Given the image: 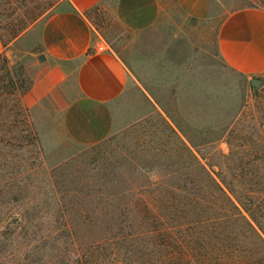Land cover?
Segmentation results:
<instances>
[{"label": "rangeland", "instance_id": "374dc122", "mask_svg": "<svg viewBox=\"0 0 264 264\" xmlns=\"http://www.w3.org/2000/svg\"><path fill=\"white\" fill-rule=\"evenodd\" d=\"M62 3L0 0V264H202L205 243L216 242L195 226L199 191L210 186L203 168L235 191L257 187L264 172V72L228 68L214 54V31L232 11L264 10V0H198L186 5L197 16L175 14L186 50L201 53L187 57L199 76L185 79L180 103L165 88V11L147 31L132 28L115 4L89 11L99 44L138 69L156 104L131 90L118 109L135 123L98 142L88 134L94 127L74 136L63 117L23 100L39 59L18 39ZM6 62L21 84L13 96Z\"/></svg>", "mask_w": 264, "mask_h": 264}, {"label": "crops", "instance_id": "0c3cea01", "mask_svg": "<svg viewBox=\"0 0 264 264\" xmlns=\"http://www.w3.org/2000/svg\"><path fill=\"white\" fill-rule=\"evenodd\" d=\"M196 1L63 0L50 16L34 22L18 39L29 55L38 59L43 56L35 66L24 103L32 111L63 117L72 126L73 135H78L81 125L94 127L88 132L92 142L102 140L122 125L135 123V115L123 121L118 109L131 90L154 109L155 102L137 80L142 77L138 69L127 64L116 51L99 44L89 22V11L111 3L121 15L135 20L132 28L140 31L157 30V13L165 11V79H170L165 81V88L170 89L168 96L174 101L182 102L186 96L181 93L187 87L185 79L199 76L191 65L188 67L187 57L201 53L186 50V35L179 34V23L173 18L180 11L197 16L196 8L186 7H193ZM214 54L242 75L264 72V10L243 7L230 12L214 31ZM165 121L179 131L167 110Z\"/></svg>", "mask_w": 264, "mask_h": 264}, {"label": "trees", "instance_id": "16d2710c", "mask_svg": "<svg viewBox=\"0 0 264 264\" xmlns=\"http://www.w3.org/2000/svg\"><path fill=\"white\" fill-rule=\"evenodd\" d=\"M16 36L14 33L12 39ZM5 70L7 93L13 96L21 84L10 72L8 62ZM14 106L20 108L18 103ZM203 174L210 186L199 191L195 226L200 237L211 236L216 242L211 246L205 243L208 250L201 255L202 264H264V188H260L264 172L255 174L260 180L257 187L239 191L218 181L205 168ZM187 228L195 229L193 225ZM212 249L214 253H208Z\"/></svg>", "mask_w": 264, "mask_h": 264}, {"label": "water", "instance_id": "95a60500", "mask_svg": "<svg viewBox=\"0 0 264 264\" xmlns=\"http://www.w3.org/2000/svg\"><path fill=\"white\" fill-rule=\"evenodd\" d=\"M39 60H43V56H39ZM261 81L257 78H252L250 80V84L254 87H258L260 85Z\"/></svg>", "mask_w": 264, "mask_h": 264}]
</instances>
